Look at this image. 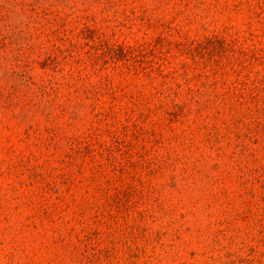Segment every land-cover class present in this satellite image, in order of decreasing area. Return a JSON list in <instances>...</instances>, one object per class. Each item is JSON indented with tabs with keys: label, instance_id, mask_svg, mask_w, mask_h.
<instances>
[{
	"label": "rangeland",
	"instance_id": "374dc122",
	"mask_svg": "<svg viewBox=\"0 0 264 264\" xmlns=\"http://www.w3.org/2000/svg\"><path fill=\"white\" fill-rule=\"evenodd\" d=\"M214 62L264 77V0H0V264H264L253 109L123 97Z\"/></svg>",
	"mask_w": 264,
	"mask_h": 264
},
{
	"label": "trees",
	"instance_id": "16d2710c",
	"mask_svg": "<svg viewBox=\"0 0 264 264\" xmlns=\"http://www.w3.org/2000/svg\"><path fill=\"white\" fill-rule=\"evenodd\" d=\"M157 49V47L150 49L148 53L153 55L157 52ZM208 59L212 60V55L209 54ZM214 63L211 65L212 68L209 71L205 70L208 65L206 64L203 67L204 72L193 75L192 77H188V73L185 72L182 78L184 84L178 82V80L182 77L180 74L174 75V73H168L164 75L165 73L162 72V69L158 66L159 70L156 77H152L151 75L147 76L150 80H155L157 83L154 93L145 94V92L143 93L142 91H129L127 93V91H125L123 97H126L129 100L128 102L134 107L142 106V113L149 111L153 103L155 104V110L157 112L161 110H179L180 113H183V111L187 110L189 106L191 107L192 102H197L200 106H203V108L206 109L214 108L222 100L227 99L229 101L235 98L236 106L233 107L236 108L238 106L240 108L247 107L249 109H253V114L258 116L254 121L255 127L257 128V131L259 130L260 132H263L264 77L262 76L261 78H258L256 75L252 76L251 71H248V67L243 66V63L236 66L237 68L240 66L242 71H239L231 66L232 68L230 71L232 74H229L228 71L223 72V70L220 72L222 67L218 65L219 62ZM230 75H234L233 77L235 78L232 80L226 79V77H229ZM191 84L194 85L193 88H191ZM100 90L101 89H96V94ZM85 92L87 93L89 91L85 90ZM114 95H116V92ZM127 128L128 127L125 125L120 126V130L115 133L112 145H108L104 142L101 143L99 140H96L97 138H95V140L94 138L90 139V141L100 149L98 155H100L101 158L107 162L113 161V144L120 147L125 143V141H127ZM76 150V154L78 155H80L84 150H87L86 154H89L88 157L92 154L90 151V144H88L86 148L77 147ZM91 162L92 166H94L91 169L93 178L98 181L99 179L95 178V176H99L100 171L98 168L100 165L97 166L95 164V156L92 157ZM96 180H93V182H97Z\"/></svg>",
	"mask_w": 264,
	"mask_h": 264
}]
</instances>
